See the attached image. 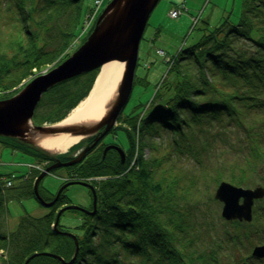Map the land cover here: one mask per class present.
<instances>
[{"label": "trees", "instance_id": "obj_1", "mask_svg": "<svg viewBox=\"0 0 264 264\" xmlns=\"http://www.w3.org/2000/svg\"><path fill=\"white\" fill-rule=\"evenodd\" d=\"M81 3L0 0V100L15 95L77 49L70 51L69 46L77 36ZM242 3L238 22L225 17L213 28L205 24L195 44L171 57L167 72L173 79L160 82L146 108L136 112L135 105L126 114L122 111L113 133L121 134L127 144L123 162L115 151L100 160V149L66 167L74 170L71 180L93 186L94 213L68 210L78 214L80 224L70 228L58 223L54 230L57 211L71 204L62 194L43 216L20 217L8 236H0L6 264H24L39 253L70 261L74 240L58 231L77 239L72 264H249L246 260L252 257L245 244L253 239L255 211L249 223L224 221L214 211L210 214L214 199L206 192L210 183L217 186L221 181L248 186L250 176L264 172V0ZM97 72L80 74L46 91L33 123L63 120L88 94ZM136 84L147 82L135 77ZM155 134L168 136L169 151L160 156L155 154L157 146L145 138ZM0 144L35 162L48 161L46 167L54 158L69 160L80 147L49 156L13 138L0 136ZM147 147L153 153L145 157ZM172 151L191 167L172 159ZM35 176L21 175V186L0 188V213L8 190L13 198L36 199ZM38 192L46 201L54 198L39 186ZM202 200L205 203H198ZM86 209L92 211V203ZM27 264L63 263L40 254Z\"/></svg>", "mask_w": 264, "mask_h": 264}, {"label": "water", "instance_id": "obj_2", "mask_svg": "<svg viewBox=\"0 0 264 264\" xmlns=\"http://www.w3.org/2000/svg\"><path fill=\"white\" fill-rule=\"evenodd\" d=\"M158 1L111 0L98 16L93 29L84 42L68 58L49 71L32 78L15 95L0 100L1 137L17 139L49 156H56L57 154L66 152L68 149L64 152H53L43 149L37 144V138L56 134H68L73 137H80L78 143L91 139L69 160L61 161L58 158H54V163L40 173L34 181V194L40 204L46 208L51 207L60 193L69 185L79 184L91 190L92 211H88L77 205H67L57 211L52 225L54 230H57V224L64 211L79 210L87 214L94 213L96 208L94 188L88 182L69 181L60 187L53 200L45 201L38 193V183L53 169L79 163L86 153L115 126L117 118L131 95L139 44L149 16ZM110 61L123 63L124 69L110 109L97 123L89 124L87 121H77L64 126H58L61 121L50 125H35L33 123L35 108L46 91L58 83L99 69L103 64ZM111 147L118 151L121 162H123L124 152L118 146L105 147L100 160L104 158L106 151ZM213 197L222 204L220 216L223 219L226 221L238 220L250 222L252 219V205L254 200L264 197V186L259 185L254 188H244L221 181L217 185ZM58 232L68 235L74 240L75 249L70 261L65 262L58 256L49 253H39L32 255L24 264H27L30 259L40 254L58 258L63 264H72L78 251L77 239L72 233ZM251 255L256 258H264V245L254 246Z\"/></svg>", "mask_w": 264, "mask_h": 264}, {"label": "rangeland", "instance_id": "obj_3", "mask_svg": "<svg viewBox=\"0 0 264 264\" xmlns=\"http://www.w3.org/2000/svg\"><path fill=\"white\" fill-rule=\"evenodd\" d=\"M94 1L95 0H82L77 36L69 46L70 51L79 46L81 41L88 35L87 33L91 25H94V21H96L95 19L99 16V14L95 13L93 18L89 21V17L93 14L91 9H94ZM100 1L101 4L98 8L99 11L97 10L99 13L105 7V2L107 0ZM182 7V13L178 18L172 19L169 17L168 13L172 9ZM242 11V0H159L149 16L147 26L143 32L139 44L137 65L135 69V77L139 80H144L147 82V85L142 86L136 84L133 87L130 98L123 109L124 114L129 112V110H132L135 105H139L136 112H140L141 109L146 108L160 82L165 78L168 81L173 79V75L167 72V60L177 55L178 51L181 49H186L195 44L200 39L202 35L201 30L206 27L205 24H207L209 28H213L219 25L225 17H228L233 23H236L238 22ZM192 17L197 18L195 24ZM122 121L125 120H121V122ZM145 138L148 140L150 146H157L155 152L156 155L160 156L162 152V154H164V151H169V147H166L168 144L166 143L168 141V136L162 135L158 137V135L155 134L146 136ZM116 141L122 146L124 153L126 154L127 144L121 134L118 133L116 135ZM79 144L81 145V143L76 145ZM79 148L80 147H77L70 155L74 156ZM152 153L150 147L144 149L145 157L152 155ZM171 157L172 159H177L176 153L172 151ZM178 157L177 162L183 168L191 167V163L187 161L186 158ZM44 164L45 162H35L29 156L13 152L4 148L0 144V187L3 185L10 187L12 183H14L15 188L21 186V175L31 174V176H35L33 171H36V169H43L44 171L48 167ZM260 171L261 170L258 171L259 174L250 176V185H242L241 187L254 188L257 185H263V181L261 180L264 177V172L260 174ZM262 171L264 170L262 169ZM73 172L74 170H68L66 167L51 170L50 173L46 174L40 180L38 186L42 193L46 195L49 193L55 197L60 187L63 185L62 182L67 183L68 181H71V175ZM34 178L36 179L37 176ZM209 185L210 186L206 192L210 193L213 197L216 185H212L211 183ZM12 193V190H8L3 197L4 203L2 212L0 213V236L3 237L8 236V234L16 228L20 217L29 215L38 218L48 212V208L42 206L37 199L33 197L23 199L13 198L10 197ZM62 194L65 195L66 199L72 205L88 207L91 203V196H89L88 188L79 184L69 185L60 193V196ZM261 200H263V198L254 201V205L252 206L256 213V219L253 220L252 218L254 232L251 241L254 242L250 241L245 244L249 249V254L253 246L260 243L264 244V200ZM198 203H205V201L202 200ZM209 203H212L209 211L210 214L214 215L215 212V214L220 216L221 204L215 199ZM220 222L221 219L217 218L216 225L218 227L222 226ZM59 223L63 226L74 228L80 224V220L77 213L67 210L61 214ZM1 242L2 239L0 238V244ZM246 261L249 264H264L254 257H252V259L248 257ZM0 264H6L5 258H2L1 255Z\"/></svg>", "mask_w": 264, "mask_h": 264}, {"label": "bare ground", "instance_id": "obj_4", "mask_svg": "<svg viewBox=\"0 0 264 264\" xmlns=\"http://www.w3.org/2000/svg\"><path fill=\"white\" fill-rule=\"evenodd\" d=\"M124 64L110 61L103 64L97 72L95 83L88 95L82 99L58 126L69 125L77 121L97 123L109 111L116 96V89L122 77ZM80 141V137L68 134H56L37 138V144L46 150L64 152Z\"/></svg>", "mask_w": 264, "mask_h": 264}, {"label": "flooded vegetation", "instance_id": "obj_5", "mask_svg": "<svg viewBox=\"0 0 264 264\" xmlns=\"http://www.w3.org/2000/svg\"><path fill=\"white\" fill-rule=\"evenodd\" d=\"M90 140H91V139H90ZM90 140L84 141V142L82 143V145L80 146L79 149H81V147L85 146ZM107 146H120V145L118 144V142L116 141V135L113 133V129H112L110 132H108V134H106L101 140H99L98 143L94 146V148H92V149L90 150V152L92 151L93 153H96V152H98L100 149H102V151H103V149H104L105 147H107ZM79 149H78V150H79ZM108 151H115V152L119 155L118 151H117L115 148H112V147L109 148V149L106 151V153H107ZM86 155H87V154H86ZM125 157H126V154H125ZM260 244H261V243H260ZM259 260L264 261V258H261V259H259Z\"/></svg>", "mask_w": 264, "mask_h": 264}, {"label": "built area", "instance_id": "obj_6", "mask_svg": "<svg viewBox=\"0 0 264 264\" xmlns=\"http://www.w3.org/2000/svg\"><path fill=\"white\" fill-rule=\"evenodd\" d=\"M95 4H96V9H95V11H93L92 16L89 17V21L93 18L94 14L96 13L97 9L99 8V5L101 4V1L97 0L95 2ZM177 15H178V11L177 10H173V11L170 12V16L171 17H176ZM8 185H9V183H8Z\"/></svg>", "mask_w": 264, "mask_h": 264}]
</instances>
